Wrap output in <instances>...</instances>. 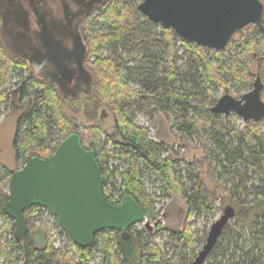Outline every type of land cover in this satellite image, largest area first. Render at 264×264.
Returning <instances> with one entry per match:
<instances>
[{"label":"trees","instance_id":"trees-1","mask_svg":"<svg viewBox=\"0 0 264 264\" xmlns=\"http://www.w3.org/2000/svg\"><path fill=\"white\" fill-rule=\"evenodd\" d=\"M259 1L264 6V0ZM136 7L132 0H106L91 28L86 27L84 31L89 54L86 65L93 76L92 91L86 98L94 99L98 107H106L110 111L114 120L111 135L103 140L99 128L94 126L78 130L75 120L64 113L63 107L73 108L79 105V100L65 99L55 86L37 79L8 51L1 38L0 106L9 100L12 79L16 74L21 78L18 100L28 103L17 119L12 140L17 170L31 157L48 158L63 139L76 133L82 147L94 151L100 171L106 177L102 187L104 200L118 205L124 196H132L146 219L154 224L153 229H145L146 234L133 226L125 236L119 232L102 231L95 236L93 246L86 249L72 243L76 261L69 252L62 254L55 250L46 222L43 224L41 249L35 248L27 236L17 241L13 221L3 211L13 172L3 166L0 217L4 220L3 234L11 233L9 248L0 243L3 264H9L14 258L20 261L19 255L23 256L24 264H89L94 250L102 255V264H156L161 259L153 243L156 232L162 233L157 221L159 199L178 194L187 205V217L194 210L205 215L214 213L202 185H193L190 193L185 192L175 178L173 161L164 155L162 143L151 139L148 130L134 122L136 112L143 109L141 104L156 105L164 112L170 106L181 111L183 121L176 128L183 133L196 130L204 149L214 148L215 170L219 174L220 185H224L223 175L227 178L240 169L245 172V178H248L249 170L257 174L264 186V130L261 129L264 119L258 123L245 122L240 130L234 124L235 117L230 114L232 128L227 130L218 121L208 122L196 114L197 108L203 107L200 87L206 94L205 98L212 100L213 84L227 91L223 77L240 82L242 71L258 58V39H264V11L262 29L248 25L232 36L223 51H214L182 41L172 29L149 22ZM179 44L190 55L193 65L189 71H180L177 67ZM123 54L135 58V66L126 67L121 58ZM209 56L215 58L218 66L211 64ZM121 71L126 73V77L121 75ZM213 116L217 118V115ZM109 146L112 150L108 149ZM110 159H115L118 164L110 166ZM145 172L156 176L160 184L159 195L146 188L143 181ZM250 180L234 182L226 179L230 189H235L234 224L225 227L206 259L207 264H264V190L254 184L248 187ZM250 193L253 199H249ZM39 212L37 206L27 209L24 212L26 222L37 218ZM190 233L187 225L181 233H170V236L179 245L192 246ZM16 253L18 255L13 257Z\"/></svg>","mask_w":264,"mask_h":264},{"label":"water","instance_id":"water-1","mask_svg":"<svg viewBox=\"0 0 264 264\" xmlns=\"http://www.w3.org/2000/svg\"><path fill=\"white\" fill-rule=\"evenodd\" d=\"M105 1L90 0L89 5L93 8ZM11 2L4 6L0 4V35L8 51L16 58L27 60L30 66L34 64L38 74H42L45 67L52 69L46 78L57 85L64 97L76 96L70 90L75 74L73 65L85 75L89 90L93 81L91 74L83 68L86 48L82 40L77 36L71 50L63 48L53 37L54 28L47 30L46 22L40 16L44 39L39 41L45 52L26 55L21 45L30 31V15L22 6L11 5ZM136 10L149 22L172 29L182 41L208 50L223 51L232 36L244 27L253 25L262 29L264 6L259 0H143ZM54 24L56 26L58 22ZM263 89L264 85L257 76L249 92L239 99L225 94L210 111L215 115L234 114L243 122L258 123L264 119ZM16 92L18 89L12 94ZM105 182L106 177L100 171L94 151L82 147L76 133L63 139L48 158H29L13 172L8 200L3 205L5 215L13 221L15 239L21 241L27 235L29 228L24 212L35 206L47 210L71 242L82 249L92 247L95 236L102 231L119 232L125 236L131 227L140 223L152 230L132 196H124L118 205L104 200L102 187ZM234 216V208L226 206L211 225L204 245L190 264L205 263Z\"/></svg>","mask_w":264,"mask_h":264},{"label":"rangeland","instance_id":"rangeland-1","mask_svg":"<svg viewBox=\"0 0 264 264\" xmlns=\"http://www.w3.org/2000/svg\"><path fill=\"white\" fill-rule=\"evenodd\" d=\"M143 0H132V4L136 7ZM159 31V30H157ZM259 52L258 58L249 63L247 67L242 71V79L239 82L232 81L231 77H223V82L227 91L216 84L211 86L213 92L212 100L205 98V92L202 91V87L199 89V93L202 95V106L197 108L196 114L205 121L213 122L218 121L224 128L230 130L232 128L231 118L223 115H217L215 118L210 109L216 103V101L223 95L229 94L236 99H239L242 95L249 92L252 89V84L257 75L261 78V82L264 85V39H258ZM178 60L177 67L180 71H189L191 63L189 53H185L180 44L178 45ZM105 55V53H103ZM122 60L126 64V67L135 66V58H131L126 54L122 55ZM211 64L218 66V62L214 57L209 56ZM134 60V61H133ZM138 61V59L136 60ZM262 62V63H261ZM262 64V66H261ZM243 70V69H242ZM121 75L126 77V73L121 71ZM21 78H17L14 75L12 79V87L10 89V97L6 103L0 106V177H4L1 167H6L9 172L17 170L14 161V152L12 149V140L15 133V126L17 119L20 117L22 109L28 104L26 101L21 103L18 100V92L12 93L17 90ZM261 99L264 102V89L261 92ZM95 100L90 98H80L79 105L71 106L65 105L63 111L66 115L75 120V127L81 130L86 127H98L100 135L104 140L106 136L111 135L114 132V120L110 111L106 107H101L95 104ZM142 111L136 112L134 115V122L144 126L148 130V135L151 139L162 143L165 152L164 155L169 157L173 161L175 178L180 182L185 192L190 193L189 189L193 185H202V191L208 195V202L213 205L214 213L211 215H205L198 211H192L191 215L187 217V205L185 201L178 194H172L168 198H161L158 201L156 207L159 217L157 221L160 223L159 227L162 230L161 234L156 232V236L153 239L154 245L157 246L161 259L156 264H180L184 261V264H190L197 253L201 250L205 243L207 234L211 225L221 216L226 206H231L235 209V202L233 194L235 195V189H230V185L226 183V179L233 180L234 182L241 181V179L250 180L247 184L250 187L254 184L256 187L264 190V186L260 184V178L257 174H254L251 170L248 172V178H245V172L238 169L237 174H229L222 176L224 185H220L218 182L219 174L215 170L214 148L208 147L204 149L202 143L199 141V133L193 130L190 133H183L176 128L183 119L181 111L170 106L166 108L167 111H162L156 105L153 104H141ZM79 107L78 110H74ZM191 115V113H190ZM234 124L241 130L244 127V123L241 118L233 114ZM262 130H264V123L262 124ZM117 140V138H116ZM112 150V148H108ZM110 166L117 165L115 159H110ZM263 169H264V163ZM239 173V174H238ZM221 176V175H220ZM143 181L146 188L150 193L159 195L158 188L160 184L156 176L151 172H145ZM235 184V183H233ZM9 186V185H8ZM8 190V187H7ZM249 199H253V194L250 193ZM39 216L37 218L28 219V233L27 237L34 242L35 248L41 249L43 246V224L47 223L49 227V235L53 236V245L56 251L65 254L67 252L76 261L77 257L73 254L71 249L70 238L60 229L56 224V219L45 209L39 207ZM4 220L0 217V243L3 246L9 248V242L11 239V233L3 234L2 225ZM234 224V218L228 223ZM190 227V237L192 246L179 245L176 239L171 238L170 233H181L185 226ZM154 224L151 223L153 229ZM139 231H147L144 227V223L136 225ZM153 232V231H152ZM155 232V231H154ZM63 233V234H62ZM18 253L13 254V257ZM20 261L13 259L9 264H24L23 256H20ZM102 255L94 250L91 253L89 264H102ZM0 264H3V257H0ZM204 264H207L205 261Z\"/></svg>","mask_w":264,"mask_h":264},{"label":"flooded vegetation","instance_id":"flooded-vegetation-1","mask_svg":"<svg viewBox=\"0 0 264 264\" xmlns=\"http://www.w3.org/2000/svg\"><path fill=\"white\" fill-rule=\"evenodd\" d=\"M10 2L11 1H9V0H0V4L3 6L6 4H9ZM26 2L30 3V5H31L30 11L25 9V7H24V4ZM46 2H47V0H14V2H11V5L13 4L16 6H22L26 11H28V13L30 15V20H31L30 31H29V33H27L28 36L26 35L27 40H24L22 42V45H21L23 52L29 56H31V55L33 56V54L37 51L45 52V47L44 46L41 47L40 46L41 43L39 41L41 39H44L42 20H39V17L42 16L46 22L47 30L54 28L53 37L57 41L61 42V45L63 46V48H65L67 50H71L73 48V45L75 43L77 36L82 40V42L86 48V55H85L84 60H83V68L85 71H87L89 74H91V72L89 71V69L87 68V65H86V62L88 61V58H89V54H88V48L86 46V42L84 39V31H85L86 27L91 28L90 25H92L95 17L99 13V11L103 8L105 3L101 6H95L92 8L89 5L90 0H77V3L83 5V8L81 9V11L74 14V15H67L64 18V20H57L55 18H52L50 16V13L48 11H46ZM12 10H14V9H12ZM3 11H4V9H3ZM33 15L35 17L34 19H33ZM55 21L58 22V24L56 26L54 24ZM37 22H39L40 24H37ZM1 23H2V21H1V17H0V28H1ZM0 38L2 40L1 35H0ZM19 54H21V52H19ZM17 59L19 61L23 62L26 65V67L28 68V70L37 79L47 81L50 84H52L53 86H55L58 93L65 99H68L71 101L80 100V98H82V97L86 98L92 91L93 84H91L89 90H87L85 75L78 72L76 65H73V67H72V69H74L73 73L75 72V74H74V78H72V82L70 84V88H71L70 90L73 91L76 96L74 98H70V97H64L61 94V92L59 91L57 85L46 78V77H48L47 75H49V72L52 69L45 67L41 70L42 74H38V73H36V71L33 73L31 66L29 65V62L27 60L20 58V57H17ZM91 76H92V74H91ZM257 76H259V75H257ZM92 81H93V76H92ZM17 89L19 92V87Z\"/></svg>","mask_w":264,"mask_h":264},{"label":"clouds","instance_id":"clouds-1","mask_svg":"<svg viewBox=\"0 0 264 264\" xmlns=\"http://www.w3.org/2000/svg\"><path fill=\"white\" fill-rule=\"evenodd\" d=\"M25 9H31L30 3L24 4ZM83 8L82 4L77 3V0H47L46 11L50 13L52 18L57 20H64L67 15H74L81 11ZM33 15V19H34ZM35 65H31L33 73L35 72Z\"/></svg>","mask_w":264,"mask_h":264}]
</instances>
